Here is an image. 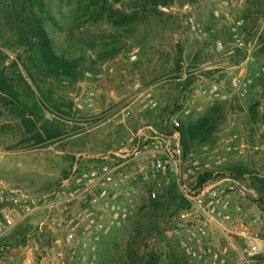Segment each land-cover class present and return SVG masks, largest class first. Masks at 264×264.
Segmentation results:
<instances>
[{"label": "rangeland", "instance_id": "rangeland-1", "mask_svg": "<svg viewBox=\"0 0 264 264\" xmlns=\"http://www.w3.org/2000/svg\"><path fill=\"white\" fill-rule=\"evenodd\" d=\"M40 1L53 18L46 29L56 53L79 59L80 67L72 76L48 73L38 48L21 41V22L14 19L25 5L26 13L44 16L38 2L0 0V181L31 193L46 192L69 173L77 154L118 148L145 124L168 131L169 118L186 124L222 104L226 116L213 141L191 153L222 156L223 170L254 192L251 207L264 213V0H172L169 7L143 8L142 0H124L115 8L135 14V20L122 28L97 21L88 0ZM113 48L121 49L119 55L105 59ZM240 73L251 80L244 96L232 88ZM213 84L223 99L210 102L202 92ZM146 90L158 100L156 112H144L134 103ZM130 105L125 124L118 125L123 117L114 118L112 112ZM24 108L33 114V131L22 121ZM39 134L45 138L38 140ZM168 218L169 213L160 220L164 236L140 244L139 257L155 252L159 264H165L164 255L173 250L187 264L165 235ZM38 221L18 229L12 245L29 244L31 264H74L54 256L58 235L40 234ZM130 224L102 237L95 264L109 258L118 264L128 261ZM24 258L20 252L12 264ZM257 264H264V255Z\"/></svg>", "mask_w": 264, "mask_h": 264}, {"label": "built area", "instance_id": "built-area-1", "mask_svg": "<svg viewBox=\"0 0 264 264\" xmlns=\"http://www.w3.org/2000/svg\"><path fill=\"white\" fill-rule=\"evenodd\" d=\"M189 25L196 30L193 19ZM250 84L240 73L232 88L244 96ZM202 93L210 102L223 99L217 84ZM134 103L144 112L159 109L150 90L136 95ZM130 107L112 112L114 118L123 117L118 125L125 124ZM183 110L191 114L188 106ZM165 127L168 131L145 124L118 148L77 154L69 173L46 192L31 193L0 181V264H12L20 252L25 257L21 264H31L29 244L15 247L10 240L35 218L40 234L58 235L54 256L95 264L102 237L138 217L143 195L149 203L159 202L171 187L182 207L169 215L165 235L187 264H257L264 255V213L251 207L254 192L223 170L222 156L185 154L176 116Z\"/></svg>", "mask_w": 264, "mask_h": 264}, {"label": "trees", "instance_id": "trees-1", "mask_svg": "<svg viewBox=\"0 0 264 264\" xmlns=\"http://www.w3.org/2000/svg\"><path fill=\"white\" fill-rule=\"evenodd\" d=\"M124 0H88L89 7L93 10V14L97 21H105L113 27L122 28L130 26L135 20V14H128L116 9L115 6L122 3ZM172 0H142L143 7H169ZM31 2H38L40 13L44 16H39L35 13H26V5L24 8V15L18 14L14 18L17 22H21V27L18 28L22 31V42L38 48L41 55V59L46 67L48 73L51 75L72 76L75 70L80 67V60H70L64 56L58 55L54 49L52 39L46 29L47 21H53L50 14L46 11V7L43 1L31 0ZM35 6V5H34ZM120 48H113L105 55V59H112L119 55ZM182 51L179 52L178 67L182 62ZM0 89L3 88L0 85ZM43 97V103L47 106L48 100ZM257 107V106H256ZM25 114L22 115V121L26 127L31 131L36 129V124L33 121L31 114L26 108H24ZM255 112V108L253 109ZM224 105L220 104L210 108L202 116L197 118L193 122L183 123L178 129L181 134V143L185 154L194 152L198 146H205L210 144L220 126L225 119ZM44 129V128H43ZM47 137H50L48 131L45 129ZM43 134H39L38 140H41ZM167 198L159 202H150L149 205L142 210V213L133 220L130 224L133 225L130 235L129 244V259L123 264H159L160 256L155 252H151L146 258L139 257L138 247L140 244H144L148 238L161 235L164 236V230L162 231L160 220L165 218L167 213L169 215L174 213L182 207L180 196L175 187H171L167 192ZM177 203L176 207L175 204ZM175 207V211L172 212V208ZM170 211V212H169ZM129 228V227H127ZM147 234V235H145ZM165 256V264H186L184 263L182 256L178 255L175 251L169 250ZM138 259V260H137ZM147 259V261H146ZM120 260L115 261L112 258L105 260L104 264H118Z\"/></svg>", "mask_w": 264, "mask_h": 264}]
</instances>
